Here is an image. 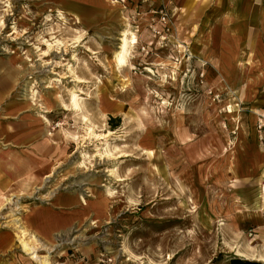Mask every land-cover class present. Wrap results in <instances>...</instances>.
<instances>
[{
    "label": "rangeland",
    "instance_id": "rangeland-1",
    "mask_svg": "<svg viewBox=\"0 0 264 264\" xmlns=\"http://www.w3.org/2000/svg\"><path fill=\"white\" fill-rule=\"evenodd\" d=\"M250 52L264 0H0V264H42L23 229L48 264H264Z\"/></svg>",
    "mask_w": 264,
    "mask_h": 264
},
{
    "label": "crops",
    "instance_id": "crops-1",
    "mask_svg": "<svg viewBox=\"0 0 264 264\" xmlns=\"http://www.w3.org/2000/svg\"><path fill=\"white\" fill-rule=\"evenodd\" d=\"M248 59L251 64H249L250 69H253L256 66V72L254 75L251 77H246L244 80V84L247 86V93L246 95H252L254 97L251 100V103L253 104V109H251L248 112L247 118L250 126V137L245 138L241 126L238 127L237 129V136H236V141L239 140L238 142V147L243 150L244 148H247V156L246 160L242 161L241 159V166L245 168V172L247 173L248 177L253 176L255 178L256 183L258 184V195L255 200V204L253 207L252 214L256 215L259 214L261 215L264 212V127L262 130H258L256 128V121L259 119L261 116L263 117V126H264V87L261 92V96H259V99L257 98L256 93V82L259 79H262L264 76V69L261 67V57L259 55H255V52H250L248 55ZM260 66V67H259ZM243 84V85H244ZM264 85V84H263ZM239 138V139H238ZM243 138V139H242ZM244 140V141H243ZM235 141L234 145V151L235 147L237 145V142ZM238 148V149H239ZM233 165H232V177L233 178V185L238 181L237 177V172H236V161H235V155L233 157ZM239 166V165H238ZM33 215V211L27 216L31 217ZM48 221H45L48 223L50 227L48 229H52L54 225V221L52 220L51 216L44 217V219ZM259 226L263 223L258 222Z\"/></svg>",
    "mask_w": 264,
    "mask_h": 264
},
{
    "label": "bare ground",
    "instance_id": "bare-ground-1",
    "mask_svg": "<svg viewBox=\"0 0 264 264\" xmlns=\"http://www.w3.org/2000/svg\"><path fill=\"white\" fill-rule=\"evenodd\" d=\"M121 38H123V37H121ZM125 46H126V41H125V39H123V41H122V47H121L122 48V52H120L118 54V56H117V58H118V60L120 62H123L124 61V57H125L124 55H125V52H126ZM72 100H73L74 104L76 105V96L74 94L72 96ZM232 118L233 119L235 118V115L234 114L232 115ZM258 120H261V122H263V117L261 116L259 119H257V121ZM257 121H256V124H257ZM25 231H26V229L21 230L20 236H19L20 245L22 246L23 250L26 251V252H28L31 255V258L32 259H34V260H36V261H38V262H40L42 264H48V261L46 260V258L43 259V260H41V257H39L36 254L34 246L30 243L31 241L27 240L26 237H24L25 236L24 235ZM262 260L264 261V258Z\"/></svg>",
    "mask_w": 264,
    "mask_h": 264
},
{
    "label": "built area",
    "instance_id": "built-area-1",
    "mask_svg": "<svg viewBox=\"0 0 264 264\" xmlns=\"http://www.w3.org/2000/svg\"><path fill=\"white\" fill-rule=\"evenodd\" d=\"M159 22L161 23V24H166L167 23V13L163 10V9H160L159 10ZM152 30H153V32L155 33V34H159L160 32H161V30L160 29H158L157 28V26H152ZM263 122H261V120H258L257 121V124H256V128L258 129V130H262L263 129Z\"/></svg>",
    "mask_w": 264,
    "mask_h": 264
}]
</instances>
